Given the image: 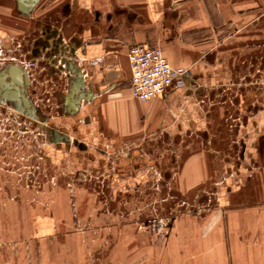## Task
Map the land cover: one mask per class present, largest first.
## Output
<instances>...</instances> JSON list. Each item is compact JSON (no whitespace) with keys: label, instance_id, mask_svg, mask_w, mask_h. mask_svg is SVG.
Segmentation results:
<instances>
[{"label":"crops","instance_id":"0c3cea01","mask_svg":"<svg viewBox=\"0 0 264 264\" xmlns=\"http://www.w3.org/2000/svg\"><path fill=\"white\" fill-rule=\"evenodd\" d=\"M19 5L0 0V37L28 33ZM37 14L54 20L33 41L42 63L55 68L57 49L83 76L78 130L138 152L177 146L179 191L206 195L151 247L160 264H264V0H52ZM138 43L185 68L182 84L134 97L127 50ZM143 171H128V182ZM58 229L54 216L37 219L34 264H88L81 235Z\"/></svg>","mask_w":264,"mask_h":264},{"label":"rangeland","instance_id":"374dc122","mask_svg":"<svg viewBox=\"0 0 264 264\" xmlns=\"http://www.w3.org/2000/svg\"><path fill=\"white\" fill-rule=\"evenodd\" d=\"M49 1L13 7L29 31L0 37V264H34L35 222L49 216L59 232L81 235L88 264H160L151 247H159L177 213L206 195L179 191L177 146L141 143L138 152L136 143L112 145L78 130L80 111L65 98L75 87L72 95L79 91L77 105L82 102L80 69L67 68L57 49L55 68L46 66L34 46L42 22L54 25L37 14ZM19 67L27 69L28 85L15 74ZM137 168L144 174L129 183L128 171Z\"/></svg>","mask_w":264,"mask_h":264},{"label":"built area","instance_id":"2783aa9c","mask_svg":"<svg viewBox=\"0 0 264 264\" xmlns=\"http://www.w3.org/2000/svg\"><path fill=\"white\" fill-rule=\"evenodd\" d=\"M127 59L130 92L143 101L156 96L173 82L181 85V77L187 72L185 68L171 66L159 45L132 44L127 50Z\"/></svg>","mask_w":264,"mask_h":264},{"label":"water","instance_id":"95a60500","mask_svg":"<svg viewBox=\"0 0 264 264\" xmlns=\"http://www.w3.org/2000/svg\"><path fill=\"white\" fill-rule=\"evenodd\" d=\"M20 2V8L21 9H27L29 6H31L32 4H34L37 0H18ZM17 77L20 79L21 83L23 85H28L29 84V76H28V72H27V69L24 68V67H19L16 69L15 71ZM2 76L5 77L6 76V72L3 71L2 72ZM76 88L75 87H72V89L70 90V95L71 93H73V91H75ZM73 104L71 105V108H73L74 110H77V99L75 100H72Z\"/></svg>","mask_w":264,"mask_h":264},{"label":"bare ground","instance_id":"6f19581e","mask_svg":"<svg viewBox=\"0 0 264 264\" xmlns=\"http://www.w3.org/2000/svg\"><path fill=\"white\" fill-rule=\"evenodd\" d=\"M29 82H30V79H29Z\"/></svg>","mask_w":264,"mask_h":264}]
</instances>
